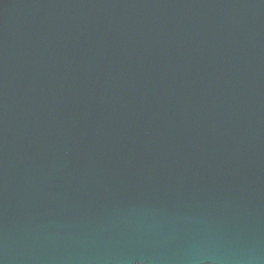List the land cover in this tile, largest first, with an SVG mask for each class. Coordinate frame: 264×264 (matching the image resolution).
Here are the masks:
<instances>
[{
  "label": "water",
  "instance_id": "1",
  "mask_svg": "<svg viewBox=\"0 0 264 264\" xmlns=\"http://www.w3.org/2000/svg\"><path fill=\"white\" fill-rule=\"evenodd\" d=\"M0 264H264V0H0Z\"/></svg>",
  "mask_w": 264,
  "mask_h": 264
}]
</instances>
